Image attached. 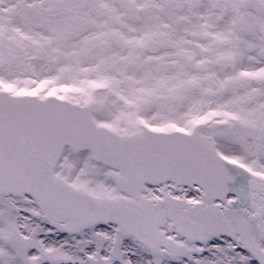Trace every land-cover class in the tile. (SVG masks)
Segmentation results:
<instances>
[{"label":"snow or ice","instance_id":"6c2138e0","mask_svg":"<svg viewBox=\"0 0 264 264\" xmlns=\"http://www.w3.org/2000/svg\"><path fill=\"white\" fill-rule=\"evenodd\" d=\"M0 264H264V0H0Z\"/></svg>","mask_w":264,"mask_h":264}]
</instances>
